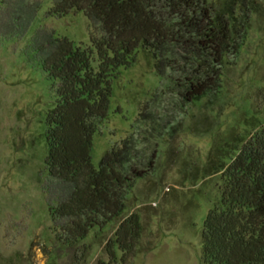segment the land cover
Wrapping results in <instances>:
<instances>
[{
	"label": "rangeland",
	"instance_id": "rangeland-1",
	"mask_svg": "<svg viewBox=\"0 0 264 264\" xmlns=\"http://www.w3.org/2000/svg\"><path fill=\"white\" fill-rule=\"evenodd\" d=\"M56 1L0 0V264L110 261L107 245L132 212L141 233L132 252L115 246L118 264H215L202 258L201 231L223 178L221 171L209 172L208 162L214 150L229 160L264 125V0H254L246 32L224 55L214 91L187 101L178 73H159L143 47L113 71L109 111L96 121L93 162L128 138L131 164L150 172L135 180L118 216L73 242L64 238L66 218L52 209L71 184L51 175L45 162L46 115L57 82L40 61L57 37L93 47L92 33L101 30L83 10L52 11ZM242 1H235L237 11ZM94 58L97 65L96 51Z\"/></svg>",
	"mask_w": 264,
	"mask_h": 264
},
{
	"label": "trees",
	"instance_id": "trees-1",
	"mask_svg": "<svg viewBox=\"0 0 264 264\" xmlns=\"http://www.w3.org/2000/svg\"><path fill=\"white\" fill-rule=\"evenodd\" d=\"M218 5L211 0H57L56 13L85 11L99 22L93 47L57 37L40 64L57 82V99L46 115L51 175L71 184L66 197L52 207L66 218L64 238L76 241L98 224L118 216L127 206L135 180L150 172L131 164L133 144L125 139L107 149L95 165L92 158L96 121L110 108V76L130 64L140 47L155 58L159 73H178L187 101L214 91L220 84L224 55L243 38L254 0ZM94 51L98 64L94 65ZM151 160H149V163ZM209 172L221 171V195L207 212L201 231L202 258L215 264L264 263V125L229 157L214 150ZM138 213L118 225L108 243L110 261L118 264L115 246L132 252L141 233Z\"/></svg>",
	"mask_w": 264,
	"mask_h": 264
}]
</instances>
